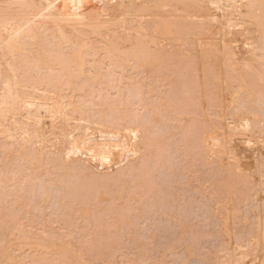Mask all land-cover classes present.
<instances>
[{
    "label": "bare ground",
    "instance_id": "6f19581e",
    "mask_svg": "<svg viewBox=\"0 0 264 264\" xmlns=\"http://www.w3.org/2000/svg\"><path fill=\"white\" fill-rule=\"evenodd\" d=\"M145 79L148 80L147 83L144 81ZM110 81L116 82V87H119L120 84L122 86L123 82L124 89L127 88L130 93L126 94L129 97V107L127 105L126 107L125 104L124 106L118 104L117 95H114L117 96V100H115L117 102L112 100L114 96H110L112 102H109L111 103L108 100V104L104 102L107 97L109 98L106 95L108 93H103L105 88L112 87L111 90H114V82L111 86ZM160 86L165 87L166 92L163 90V94H156V98L152 96L154 101L151 100L150 96L154 95L155 89H159ZM134 88H137L141 95L138 92H133V95ZM118 91L116 92L119 94ZM163 91L161 88V92ZM103 94L107 96L106 99L103 98ZM135 94L136 96L138 94L141 101L144 98L142 94L149 95L150 98L147 102H145L146 98L143 99L145 104L139 100L142 103V111H138L140 110L138 108H141L138 107L139 103L137 114L135 109L139 98L135 97ZM122 96H119V99ZM131 96L136 98H132V100H137L136 103L133 101L136 104L135 107L130 104ZM138 112L149 118L148 127L147 124L145 127L144 123H141L145 120L144 117L140 118L141 114ZM111 113L122 125L126 122L129 123L130 120L133 125L139 118L136 125H141L140 129H137L135 124L134 127L128 128L126 127L128 124L124 125L128 129H125V135L126 132L130 134V131L134 132L137 129L136 132H131V141L127 138V143L122 144L125 154H128L129 151L134 154L135 157L129 153L133 159L128 155L132 164L136 162L134 158L145 161L147 159L145 151L152 150L151 148L155 151H149V155L150 153L154 155L152 160L150 158L148 160L153 161L157 155L154 163L159 161L161 168L166 166V173L170 172L167 165L171 167L175 161L180 164L179 161L181 162L185 155L188 156L187 154L193 156L191 158L190 155L188 160L185 157L187 161L197 159L193 162L196 164L194 166L191 160L185 163L188 168L190 166L195 168H191V172L189 168V173L198 168L189 177L188 173L186 174L187 168L182 169L183 173L185 170L184 174L187 176L184 177V174L174 167L176 165H172L174 168L172 173H169L168 176L166 174L167 179H172V175L176 173L174 170L180 171L177 172L178 175L180 174L179 179L176 178L179 181L182 178V182L184 180L188 184V188H185L186 184L183 182L185 187L183 186L184 189L181 187L180 191H183L178 193V188L183 183L180 182L182 184L174 185L175 187L172 185L176 194L172 192L168 197L166 194V196L164 195L165 188L164 193L159 192V195H162L160 197L157 195L156 200H153V205H155H150L154 210L156 208L152 212L155 223L152 221L154 224H150L152 228L149 230L152 233L149 232V237H144L152 239L149 242L156 249L154 257L152 255L154 260L152 258L151 264H168L170 259L166 262V258H164L168 249L172 251L167 253L168 258L170 255L171 258L176 255L175 259L169 261V264L175 260V264H242L243 262L264 264V0H0V264L92 263L88 262V258H85L87 263L84 262L83 254L77 252V246L75 247L77 251L74 250L72 245L74 242L76 243V240L73 242L69 239V235L63 240V236L61 238L59 232L66 230L69 225L67 217L72 215L78 216L82 226L87 225L84 222L88 218L94 221L101 218V214L95 219L89 215L92 211L102 212L107 201L112 200V195H109L111 190L109 192L110 188L107 189L108 186H106L111 184V181L108 180L106 181L110 183L106 185H104L105 181L101 182L104 187L106 186L104 189H107L108 192L106 190V193L102 188L103 185L99 183L103 191L97 192L98 185L94 186L97 194L92 196V200L90 199L91 194L88 199L84 197L85 194L82 195L78 191L82 195L80 196L73 187L69 186L71 183L69 181H73L72 179L76 176L74 169L78 162H83L84 166L82 164L78 166L82 167L83 171L78 170L83 174L86 169L92 170L94 165L96 169L91 172L97 173L100 170L103 174L105 171L113 173L115 169V176L117 177L118 174L120 177L121 170L118 163L114 166L116 168H111L112 172L109 165L113 161L115 162V158L120 155L121 151H118L119 153L116 155L109 153L110 156H117L114 157L115 160L107 152L108 149L110 152L119 150L121 140H117L122 138H120L119 133L121 132L117 128L118 126L122 127L121 123L114 127L119 132L117 134L115 130L117 136L114 133L108 135L111 130L110 126L118 124L116 121V123L111 121V119L116 120L112 118L114 115ZM127 113L130 117L125 122L126 118L122 119L121 117L123 115L127 117ZM130 113H133L134 116ZM161 114L164 116L173 115L177 122L173 119V121L166 122L169 117L164 119ZM188 114L191 115L193 123H187L189 118H182L181 122L180 116ZM141 119L143 121L139 122ZM184 120H186V124L183 122ZM104 121L112 123L109 126V123ZM113 123L115 124L113 125ZM104 129L109 130L105 131ZM165 131L170 132V135L168 136L167 133L166 136ZM188 131L191 134L188 135L186 133ZM163 132V136L172 139L166 140L169 138H165L164 142H161ZM150 134L151 136L153 134L154 140L149 138ZM177 136L183 142L179 143L180 140H177ZM110 137L117 139L115 140L117 147L113 145V138ZM159 137L162 138L159 139ZM173 138L174 142H169ZM124 141L126 140L124 139ZM173 143L186 146L185 151L181 152L182 145L178 146L180 147L179 151H177L178 149L174 151L173 149H176L177 145L175 147ZM126 144L128 148L125 151ZM239 151L248 153L247 157L251 158V168L246 169L240 164ZM101 152L107 153L108 156L102 158ZM163 152L170 154L165 153L168 159L170 157V160L165 158ZM179 152L184 156L182 157ZM160 153L162 154L160 155ZM74 154L81 156L80 159ZM125 154L123 153V156ZM140 154L146 158L140 159L139 157H143ZM172 154H175L176 160L171 157ZM105 158L109 161L111 158V163L108 161L109 165L103 162ZM160 159H165L171 164L162 160L166 163L165 165L161 163ZM172 160L175 161L172 163ZM74 161L77 163L74 164L75 168H73ZM96 162L107 164V170L98 168L102 166H97ZM137 162L139 163H135L136 167L131 165L132 168H136V173L134 171L133 176L132 174L127 176L129 179L133 177L130 179L131 182L136 180L133 184H138L137 170L140 168L137 169V167L143 165L141 161ZM157 164L153 166H156L155 169L160 173L161 170ZM189 164L191 165L189 166ZM197 165L199 166L197 167ZM131 167L129 170L133 172L134 169L131 170ZM181 167L185 168L184 165ZM117 171L119 172L117 173ZM126 171L130 172L127 167ZM162 171L160 173L162 178L159 179L158 176L159 180L166 177L161 175L165 174L164 168ZM125 174L121 175L125 176ZM146 174L145 176L148 178L149 174L148 176ZM155 174L157 173L155 172ZM170 174L172 175L170 176ZM95 175L96 179L105 180L101 178L102 174ZM77 176H79L78 171ZM94 177L92 176V178ZM109 177L114 180L112 174L111 176L109 174ZM75 178L77 180L79 177ZM123 178L121 179L123 180ZM153 178H157V176L153 177L152 174L151 181ZM158 179L155 182H159ZM78 180L81 182L80 179ZM130 180L125 183L124 179L125 187ZM172 181L168 184H172ZM113 182L111 186L114 184L115 187ZM116 182L119 184V181ZM155 182L152 183L155 184ZM89 185L93 188L91 183ZM162 185L164 186V184ZM121 186L123 185L119 184L120 189ZM163 186L162 188H164ZM79 187L76 190H79ZM125 187H122L123 192L127 191ZM128 187L130 188L131 185ZM173 187L170 188V191L173 190ZM81 189H83V185ZM140 189H142V185ZM143 189L145 190L144 187ZM132 190L131 187V191L128 190V192L134 194L135 191ZM84 191L86 192V190ZM116 191L113 193V198ZM155 191L154 194H158V191ZM141 195L144 194L141 193ZM141 195L136 197L139 199ZM147 195H149L148 192ZM106 196L110 198L106 199ZM162 196L163 198H161ZM90 200L94 206L88 204ZM141 200L143 201V199ZM134 202L133 204L136 205V200ZM121 203L118 205L121 206ZM109 204L110 202H108ZM114 204L116 203L114 202ZM137 205L140 204L137 203ZM140 206L138 209L135 207L141 215ZM122 207L125 205L120 207L121 211ZM126 207L125 210L129 206ZM130 207V210L133 209ZM43 208L46 210L49 208L47 211L50 210L46 216L42 213ZM54 208L56 209L54 210ZM106 208L111 209V207H105L106 211ZM136 209H133L134 212ZM52 210L56 214L52 213ZM105 210L103 215L106 213ZM118 211L113 212L119 213ZM113 212L109 211L108 213L107 211L108 215H114ZM136 213L134 214L136 215ZM124 214L128 219L126 211ZM109 216L108 219L105 218V221L111 219V215ZM152 216L150 215V217ZM70 219L72 220V218ZM112 219L111 224L117 223V227H119L117 217ZM114 219L117 220L116 223ZM196 220L198 224L202 223L197 225ZM190 221L195 224L193 231L191 229L194 226ZM74 222L76 223V221ZM98 222L95 223L96 227L94 223L90 227L94 226L95 230L97 226L100 227L97 229L102 234L104 230L102 231L101 225L103 224L100 220ZM184 222H188L192 227ZM69 223L71 225V222ZM122 223L125 224V221ZM111 224L110 227L114 226ZM121 224L119 225L122 228ZM142 224L145 226V223ZM196 225L197 228L203 227L199 228L201 231H205L207 228L209 234L207 232L202 234V232L203 237L195 234L193 236L192 232L197 234L201 232L200 230L196 231ZM125 226H123L124 229ZM188 226L190 231H188ZM110 227L107 229L110 230ZM185 228L188 229L186 232L182 230ZM114 229L109 232L107 230V234L112 231L115 235L118 230L116 229L115 233ZM75 231L77 230L75 229ZM75 231L73 233H76ZM80 231L78 234L81 233ZM100 231L96 235L97 238H100L99 241L104 238ZM122 231L119 230V232ZM66 232L68 231L66 230ZM126 232L128 233V231ZM176 232L180 237L175 236ZM103 233L107 236L105 231ZM129 233L131 232L129 231ZM124 234L126 235V233ZM131 235H135V233ZM207 235L211 237V240ZM133 238L135 239L134 236ZM133 238L131 237V241L134 240ZM96 241L98 240H91V244L94 246ZM104 244L102 243L101 246ZM161 246L162 248H160ZM164 248H167L166 252L163 250ZM160 249H162L161 252H165V256L162 255L163 252L160 253ZM174 251H177L176 254ZM160 255L164 256V259ZM121 259L123 258L121 257ZM121 259L114 264H133L135 262ZM109 260L107 259L106 263L102 260L101 264H111Z\"/></svg>",
    "mask_w": 264,
    "mask_h": 264
},
{
    "label": "rangeland",
    "instance_id": "374dc122",
    "mask_svg": "<svg viewBox=\"0 0 264 264\" xmlns=\"http://www.w3.org/2000/svg\"><path fill=\"white\" fill-rule=\"evenodd\" d=\"M144 81L147 83L148 80L145 79ZM113 82H114V81H112V82L110 81L111 86H112ZM110 83L108 82V85H109V86H110ZM115 83H116V82H114V87H113L114 90H111L112 87H111V88H108V87L105 88L106 90H105L103 93H105V94L108 93V94H106V95L109 96V98H108L107 96H105V94H103V98H104V99H106V97H107V99H106L104 102L107 103V100H108V102L111 101L112 98H111L110 96L113 97L114 95H117L118 98H117V96H114V98H113L112 100L115 101V100L118 99V100H117V101L119 102L118 104H120V105L123 104V106H124V104H125V106L127 105V106L129 107V101H128V98H129V97H127L128 95L126 96L127 93L130 94L129 91H128V89H127V88L124 89L123 82H122V86H123V88H122V86H121L120 83H119V84H120L119 87H116ZM117 86H118V84H117ZM136 87H138V86H136ZM115 88H117V89L115 90ZM161 88H162V91L165 89V87H161V86L159 87V89H155V91H154V93H153L154 95H151V96H150V97H151V100L154 101V98H156V97H155L156 94H159V93L163 94V93H164L165 90H164L163 92H161ZM121 89H122V90H121ZM108 90H109V92H107ZM118 90H121L123 94L121 93V91H118ZM129 90H131V89H129ZM135 90H136V91H135ZM137 90H138L137 88H136V89L134 88V90L132 91V93H133V92H134V93L138 92ZM116 91H118L119 94H120V93H121V94L119 95ZM124 91H125L126 93H125ZM156 91H158V92H156ZM112 92H113V94H112ZM130 92H131V91H130ZM165 92H166V91H165ZM115 93H117V94H115ZM124 93H125V94H124ZM134 93H133V95H134ZM138 93H139V92H138ZM111 94H112V95H111ZM139 94L141 95V93H139ZM121 95H123V96L121 97V99H125V100H121V99H119V96H121ZM124 95H125V97H126L127 99L124 97ZM142 95L144 96V98H143L144 100H145V98H146L145 102L149 101V99H150V98L148 97L149 95H147V96H145L144 94H142ZM137 96H138V94H137ZM137 96H136V94H135V97H137ZM143 96H142V97H143ZM152 96H154L153 99H152ZM135 97H134V96H131L130 100H132V98L136 99ZM142 97H141V98H142ZM147 97H148V99H147ZM110 98H111V99H110ZM116 98H117V99H116ZM138 98H139V96H138ZM104 99H103V100H104ZM109 99H110V100H109ZM143 99H142V101H143ZM119 100H120V101H119ZM137 100H138V102H137ZM137 100H132V102L130 101V102H131L130 104H133L132 107H135V105L137 104V105H136V109L134 108L136 111L133 110V111L136 112V114H137V110H138V109H140V110H138L139 112L142 111V110H141V109H142V105H141L142 103H140V102H142V101H141L140 98L137 99ZM139 100H140V102H139ZM117 101H115V102H117ZM121 101H122V102H121ZM124 101H125V103H123ZM133 101H135V103H136V102H137V103L134 104ZM111 102H112V101H111ZM111 102H109V103H111ZM145 102L143 101V104H145ZM150 102H151V101H150ZM150 102H149V103H150ZM139 103H140L141 106L139 105ZM107 104H108V103H107ZM147 104H148V103H147ZM151 104H152V103H151ZM138 105H139V106H138ZM127 106H126V107H127ZM137 106H138V107H141V108H138ZM130 107H131V106H130ZM132 107H131V109H132ZM137 108H138V109H137ZM127 111L130 112V110H127ZM133 111H131V112H133ZM125 112H126V111H125ZM139 112H138V113H139ZM114 113H115V112H114ZM133 113H134V112H133ZM133 113H132V114L130 113V115H133V116H134ZM142 113H143V112H142ZM112 114H113V113H111V115H112ZM139 114H141V113H139ZM111 115H110V116H111ZM113 115H114V114H113ZM122 115H123V114H122ZM122 115H121V116H122ZM125 115H126V113H125ZM142 115H143V116H142ZM169 115H170V114H167V116H166V115L164 116V114H163V115L161 114V117L163 116L164 119H166V117H167V118L169 117L170 119H169V118H168L169 120L166 119V120H167L166 122H168V121H170V120L173 121L175 118L173 117V115H171V116H169ZM108 116H109V115H108ZM110 116H109V117H110ZM121 116H120V117H121ZM135 116H136V115H135ZM114 117H116L115 115H114L112 118H113V119H116V118H114ZM129 117H130L129 114L127 113V117H126V116L124 117V115H123V117H121V118H122V119H123V118H126V119H125V122H126V121L129 120V119H127V118H129ZM131 117H132V116H131ZM137 117H138V115H137ZM137 117H136V118H137ZM139 117H140V115H139ZM142 117H144V120H145V121H146V118H147V121H149V118H148V117H145L144 114H141V117H140V118H142ZM172 117H173V118H172ZM163 118H162V120L165 121ZM182 118H183V119H187V118H189L190 120L188 119L187 121H189V122H187V123H190V122L193 123V119H191V115H190V114L185 115V116H183V117L180 116L181 122H182V120H183ZM105 119H108V117H105ZM122 119H121V120H122ZM131 119H132V118H131ZM133 119H134V118H133ZM138 119H139V118H138ZM138 119H137V121H138ZM172 119H173V120H172ZM176 119L178 120L179 118H176ZM119 120H120V119H119ZM121 120H120V121H121ZM134 120H136V119H134ZM134 120H133V122H134ZM191 120H192V121H191ZM109 121H110V119H109ZM109 121H108V122H105V121H104V122H105V123H109V126L111 125L112 122H115V121L118 122V124H115V123H116V122H115V123H113V125L115 124L114 126H112V127L110 126V129H111L113 132L110 130V131H109L110 133L108 132V135H109V134H112V135H113V133H114V135L117 136V134L119 133V132H118V130H119V131L121 132V133H119V134H120V138L122 137L121 139H119V138L117 137L119 140L114 139V138H113L114 136L112 137L113 139L110 137V138L114 141V144H113V145H116V141H115V140H117V141H120V140H121V143H120L121 145L124 144L125 142L127 143V141H128L127 138H129V140L131 141V139H130V138H131V135H130L131 132L134 133V132L137 131L138 128H139V129L141 128V125H139V126L136 125V123H137V121H136V123H134L135 126H136V128H137L136 131H134V132H133V130L130 131L131 129L129 128L130 134H129V132H128V133L126 132V135H127V136L130 135V136L127 137V136L124 134L125 131L128 130V129H126V127L128 128V127H132V126L134 125V124L132 125L131 120H130L129 123H128V122L125 123V124H128V126L126 125V127L124 126L125 124L122 125V123L119 122L117 119L114 120V121L111 119L112 122H109ZM140 121H143V120L141 119V120H139V122H140ZM145 121H144V122H141V123H142V124L144 123V126H145V124H147L146 126L148 127V124L150 123V121H149V122L146 121V123H145ZM174 121L177 122L176 120H174ZM122 122H124V121H122ZM139 122H138V123H139ZM183 122L185 123L186 120H184ZM119 123H121V126L124 127V128H122V127L120 128V126L117 127V125H119ZM130 123H131V125H130ZM141 123H140V124H141ZM178 123H179V122H178ZM191 123H190V124H191ZM181 124H182V123H181ZM181 124H180V125H181ZM185 124H186V123H185ZM129 125H130V126H129ZM182 125H183V124H182ZM104 126H106V125H104ZM107 126H108V124H107ZM107 126H106V128H109V127H107ZM115 126L118 128V130H117V128H114ZM146 126H145V127H146ZM149 126H150V125H149ZM102 127H103V126H102ZM133 127H134V126H133ZM142 127H143V126H142ZM143 128H144V127H143ZM123 129H124V132H123ZM125 129H126V130H125ZM133 129H134V128H133ZM192 129H193V128H192ZM104 130H105V129H104ZM108 130H109V129H108ZM108 130H105V131H108ZM115 130L117 131V134H116ZM194 130H195V129H194ZM122 132H123V133H122ZM165 132H166V131H165ZM184 132H185V131H184ZM189 132H190V131H188V132H186V133L189 135V134H191V133H189ZM167 133H168V136H169V135H170V132H166V136H167ZM112 135H111V136H112ZM163 135H164V132H163L162 136H163ZM116 136H115V137H116ZM148 136H149L150 139H151V138L153 139V134H152V136H151V134L148 135ZM160 136H161V135H160ZM172 137H173V136H172ZM175 137H176V136H175ZM178 137H179V136H177V138H178ZM185 137H186V136H185ZM123 138H124L126 141H124ZM161 138H162V137H159V139H161ZM165 138H169V139H166V140H170V139H172V138H170V137H165V136H163V138L161 139V142H162V141L164 142V139H165ZM122 139H123V141H122ZM147 139H148V138H147ZM159 139H158V141H160ZM175 139H176V138H175ZM153 140H154V139H153ZM177 140H180V138H178ZM177 140H175L176 143H177ZM111 142H112V141H111ZM169 142H174V138H173L172 141H169ZM181 142H183V141L180 140L179 143H181ZM173 144H174V143H173ZM173 144H172V145H173ZM121 145H120V147H121ZM124 145H125V144H124ZM124 145H122L121 148L118 147L119 150H115V151L112 150L111 152L109 151V149H108V150L106 149L107 152H108V154H109V153H111V154L114 153L113 155H116V154L119 153L120 151L122 152V153H121V152L119 153L120 155H118V157H117V156H112V155L110 156V154H109V156L112 157V159H114V157H117V158H115L116 160L114 159L115 162H116V164H115V162H114L113 160H112V161H113L112 163L110 162V161H111V158H109L110 161H109V160H106L107 158H105V161H107V162H105L104 160H103V162L108 164V161H109V162L111 163V165L108 164L109 166H111V167H110L111 172L113 171V170H112L113 168H116V167H114V166H116L117 163H118V166H119V168H120V170H121V172L119 173V175H120L121 178H123V177H127V176L130 175V174H132V176H133L134 171H135V173H136V168H135L136 165H135V163H139V162H137V161H141L142 164H143V165H141V167H142V170H141V171H142L143 174L140 173V172H141V171H140L141 167H137V169L140 168L139 170H137V171H138V173H137V177H138L137 180L139 181V182L137 181L138 184H133V182L136 181L135 179H134V181L132 180L133 182H131L130 179H132L133 177L130 178V179H129L128 177H127L128 179H127V178H123V180L118 176V174H117V177H116V176H115V174H116L115 172H116V171H115V169H114V171H115V172L113 171L114 174H113V173H109V172H108V173L110 174V176H111V174H112V176L114 177V180L119 181V184L123 185V186H121V189H120L118 182H116V181L113 182V181H114L113 178H112V177H109V174L106 173V171L104 172V170H107V167H108L107 164H106V165L103 164V163H102V164H98V163L96 162V163H97V166H98V165H99V166H102V167H98V168H102V169L104 168V170L101 169V171H103L104 174H103L102 172H100V170H99V172H97V173H100V175L102 174V175L104 176V177H103V176L101 175V178H102V179H105V180L100 181V179H99V180L96 179V175H95V174H97V173H96V172H91L93 169H96L94 165H93L94 168H92V170L90 169V171H89V169H88V170L86 169L87 167L84 168V169H86L87 172L84 171V174H83V172H82V171H83V170H82V167H78V166H80L79 164H82V165H83V162H81V163L78 162V164H77V163H76L77 161L75 160L76 162L74 161V163H73V166H74V167L72 166L73 168H75V165L77 164V165H76V169H74V170H76V176H75V177H79L78 179H80L81 182H80L78 179L76 180V178L74 177L75 180L72 179L73 181H69V182H71L69 186L73 187V189H75L74 191L77 192L78 195L82 196V195L85 194L84 197H87V198H88V196L91 194V195H90V199L92 200L93 197L97 194V192L103 191V189H104L106 186H108L107 189L110 188V189H109V192H110V190H111V194L109 193L110 196H111V195L113 196L114 191H116L118 188L120 189V191H119V189H118V190L115 192V194H116V193H118V191H119L120 194H119V193L116 194V195L114 194V198L111 196V199H112V200L109 199L110 201H109V200L107 201L106 206H105V204L103 203L105 207H108V208L111 207L112 210H111V209L109 210V209L106 208L107 211H108V213H109V211H110V212H113V211H118V210H119V211H118L119 213H116V212H113V213H115L116 215L118 214L119 216H121L120 218H119V216H116L115 214H114L115 216H114L113 214H109V215H111V219H112L113 217H117V219L119 218V219H118L119 222H120V223L118 222V226H119V227H117V223H116L117 220H116V219H114L116 224H114V223L111 224V222H112L111 219H109V221H108V220L105 221V218H106L105 215H106V213H107V211L104 209L105 207L103 208V211L105 210V212H106L104 215H103V213H104L103 211H102V212H98V213H96L95 211H92V212L90 213L91 215H89V217L92 216V217H94V219H95V217L97 218V217L99 216V214H101V215H100L101 218L99 217V219H95V221H96L97 223H99V222H98L99 220L102 221V224H103V225H101V226H102V231L104 230V231L106 232V235H107V236H105V234L103 233L104 231H103L102 234H101V231L99 230L100 227L97 226V228H99V229L96 228V230H95L94 226H93V228L90 227L91 225H94V224L96 223V222H95L94 220H92L91 218H88V220H85L84 223H87V225H86V226L84 225V226H85L86 228H85L84 226H82L81 223H80L81 221L78 219V216H77V215H72V216H70L69 218L67 217V220H69V221H68V224H69V225H67V228H66V227H65V228H66V230H67L68 232H66L65 229H64V230H61V231L59 232V233L61 234V238H62V236H63V238H62L63 240L66 239V238H68V235H69V239H71L73 242L76 240V243L74 242L75 246H74L73 243H72V244H73L72 246H73V248H74L75 251H77L76 249H78L77 252H78V253L81 252V253L84 255V256L82 255V257H83V259H84V262H86V261L88 260V262H90V261L92 262V263L90 262L91 264H94V263H95V264H101L103 261L105 262V261H107V259H108V260L110 259V260H109L110 263L112 264V261H113V264H114V262H116V261H117V262L120 261L119 259H121V257H122V258L124 259V261H125V260H130L129 262H133V261H135V262H133V264H136V263H137V264H151V262L154 260V258H153L154 255H155L154 252H156L155 247L152 245L151 242H149V240H152V239H149V238H148L149 235L152 233V232H150V230H149V229L152 228L150 224H152V223L155 221V217L152 216V215H153L152 212L156 210V208H155V210L153 209V206L155 205V204L153 205V200H154V199L156 200L157 195L160 197V195H162V194L164 193L165 188H166V190H165L164 195L166 194L167 197H168L169 194H172V192H174V194H176V193H175V188H174V187H175L177 184H179L180 182H182V180H181L182 178H181V177H180V178H181L180 181L178 180V179H179L178 177L180 176V174L178 175L177 172H180V171H181V174H182V173H183V172H182V169H186V168H187V169H186V174L188 173L187 175H188V177H189V176H191V175L194 174L193 171H196V170L198 169L197 167L199 166V165H197V167H196L197 169H196V170H193L192 173H189V171H188L189 168H190V169H189L190 172H191L192 169H195V168H193V166L196 165V164H194L193 162H195V161L197 160V159H196L195 161H193V159L191 160V159L189 158V159L192 161L191 163H192L193 166L191 167V166H190L191 164H189L190 167L188 168V166H187L185 163L190 162V160H189V161H187V160H188V157H190L191 154H187V153H186L187 151H186L185 154H187L188 156L185 155V157H186L187 160L185 159V157L182 158L183 160L180 159V160H182V161H181L182 163L179 161L180 164H177V163H176V161H175L176 159H175V157H174L175 154H172L173 156H171V157H172V158L174 157L173 159H175V160H172L171 162L173 163V162L175 161V164H174V163L171 164L170 162L167 161V160H170V157L168 156V157H169V159H168L167 156L165 155V153L167 154V152H165V153L163 152V153H164L163 155L166 156L165 158H166L167 160H165V159H162V160L167 161V164L170 163V164H171V167H172V169H171V167L167 165V168H168V167L170 168V172H169V173H172L171 171H173V169H174L173 166H174V165H176V166H174V167H176V168H177L178 170H180V171H177V170L175 169L174 172L176 171V173L173 172L174 175L170 174V176L172 175V177H171V178L173 179V181H172V179H167V178H168L167 176H168L169 173H168V172L166 173V171H165V170H166V168H165L166 166H164L163 168H164L165 174H161V175H163V176L165 175V176H166V174H167V176H166V177L164 176V177H165V178H164L165 180H164V179L159 180V179L162 178V176H160V173H161V171L163 170V168H161V165H159L160 163H158V162H159L158 159H156V161H158V162H157L158 164H157V163H154L155 157H156L157 155L154 157L153 161H151V160H152V156H153L154 154L151 155L152 153H150V155H149V151L152 152V150H154V149L151 148L152 150L148 149V150L145 151V153H146L145 156H147V159H145V161H143V159H142V158H146V157H144V155H143V154H145V153H143V154H140V156L143 155V157H139V158L142 159V160H137L138 158H137V159L134 158V160H136V162L133 160L135 163L132 164V163H131V162H132L131 159H133L132 156H133L134 154H132V152H130V151H129V153L132 154V156L129 155V153H128V154H125V152L123 151V146H124ZM174 145H175V144H174ZM176 145H177V144H176ZM176 145H175V147H176ZM180 145H182V144H180ZM180 145L178 144L177 147H176V149H175V148H174V149L172 148V149H173L174 151H176L178 148H180V147H178V146H180ZM184 145H186L185 142H184ZM118 146H119V144H118ZM127 146H128V145L126 144V146L124 147V149L126 148L125 151H126L127 148H128ZM182 146H183V145H182ZM115 147H117V145H116ZM172 147H173V146H172ZM107 148H108V147H107ZM112 148H114V146H112ZM112 148H111V149H112ZM103 149H105V148H103ZM103 149H101V150L104 151ZM114 149H115V148H114ZM180 149H181V152H182V151H185L184 149H186V146H183V147L180 148ZM101 150H100V151H101ZM106 150H105V151H106ZM159 150H160V149H159ZM163 150H164V149H163ZM163 150H162V151H163ZM118 151H119V152H118ZM147 151H148V152H147ZM154 151H155V150H154ZM154 151H153V152H154ZM177 151H179V149H178ZM127 152H128V151H127ZM157 152H158V149H157ZM159 152H160V151H159ZM172 152H173V151H172ZM99 153H100V152H99ZM105 153H106V152H105ZM123 153H124L126 156H125V155L123 156ZM154 153H155V152H154ZM173 153H174V152H173ZM175 153H177V152H175ZM179 153H180V152H179ZM102 154H103L102 158H103L104 156H106V157L108 156L107 153L104 154V152H101V155H102ZM147 154H148V155H147ZM161 154H162V153H160V155H161ZM168 154H169V153H168ZM168 154H167V155H168ZM180 154L182 155V157L184 156L183 153H180ZM238 154H239V159H240L239 162H240V164H242V166H243L244 168H246V169H247L248 167L251 168L252 163H251V158H249V156L247 157L248 153H247V152L244 153V152L239 151ZM74 155L77 156V154H74ZM128 155L131 156V159H129V156H128ZM163 155L161 156L162 158L164 157ZM169 155H170V154H169ZM176 155H177V157H179L178 154H176ZM245 155H246V156H245ZM83 156H84V155H83ZM83 156H82V157H83ZM77 157H79V156H77ZM80 157H81V156H80ZM80 157H79V159H80ZM119 157H121V158H123V159H121V158H119ZM124 157H125V159H124ZM126 157H127V158H126ZM133 157H135V156H133ZM158 157H159V156H158ZM161 157H160V158H161ZM177 157H176V158H177ZM192 157H193V156L191 155V158H192ZM148 158H150L151 160H150V159L148 160ZM172 158H171V159H172ZM82 159H83V158H82ZM82 159H81V160H82ZM126 159H127V161H125ZM194 159H195V157H194ZM123 160H124V161H123ZM146 160H147V161H146ZM160 160H161V159H160ZM162 160H161V163H164V164L166 165V163H165L164 161H162ZM177 160H178V159H177ZM184 160H185V162H184ZM149 161H151L152 164H151V162H149ZM125 162H126V163H125ZM141 162H140V164H141ZM143 162H144V163H143ZM148 162H149V163H148ZM177 162H178V161H177ZM75 163H76V164H75ZM96 163H95V164H96ZM145 163H146L147 165H146ZM153 163H154V164H157V166L159 165L160 170H161L160 173H158L159 171L157 172V169H155L156 166L154 167V166H153V165H154ZM183 163H184V164H183ZM196 163H197V162H196ZM74 164H75V165H74ZM113 164H115V165H113ZM148 164H149V166H148ZM170 164H169V165H170ZM181 164H182V165H181ZM112 165H113V166H112ZM131 165H133V166H135V167L132 168ZM137 165H138V164H137ZM162 165H163V164H162ZM172 165H173V166H172ZM177 165H178V167H177ZM183 165H184L185 168H182V167H181V166H183ZM185 165H186L187 167H186ZM83 166H84V165H83ZM97 166H96V167H97ZM138 166H139V165H138ZM144 166H145V167H144ZM146 166H147V168H146ZM126 167H127L128 171H130V170H129L130 167H131V170L134 169L133 172L130 171V172H132V173H130V172L127 173V171H126ZM143 167H144V168H143ZM105 168H106V169H105ZM111 168H112V169H111ZM122 168H123V169H122ZM148 168H149V170H148ZM152 168H153V169H152ZM157 168H158V167H157ZM169 168H168V169H169ZM191 168H192V169H191ZM78 169H81L82 171L80 172V170H78ZM144 169H146V170L144 171ZM158 169H159V168H158ZM117 170H118V169H117ZM147 170H148L149 173L147 172ZM150 170H151V172H150ZM153 170H154V172H153ZM77 171H78L79 176H77ZM94 171H96V170H94ZM139 171H140V172H139ZM168 171H169V170H168ZM88 172H90V173H88ZM118 172H119V171H117V173H118ZM155 172H156L157 174L154 175ZM81 173H82L83 175H82ZM122 173H123V174L127 173V174H125V176H124V175H121ZM146 173H147V174H146ZM162 173H163V171H162ZM184 173H185V170H184ZM184 173H183V174H184ZM195 173H196V172H195ZM86 174H87V175H86ZM145 174H146L147 176H148V174H149V176H148L149 179L145 176ZM152 174H153V177H154V176H155V177L157 176V178H153V179H152L154 182H155V180L158 179V176L160 177V178L158 179L159 182L156 181L155 184L152 183V182H153V181H151ZM175 174H176V175H175ZM186 174H184V177H187ZM89 175H90V176H89ZM94 175H95V177H94ZM134 175H136V174H134ZM138 175H141V176H138ZM142 175H144L145 177L143 176V178H142ZM86 176H89V177H86ZM92 176H93L94 178H92ZM105 176H106V177H105ZM107 176H108V177H107ZM122 176H123V177H122ZM173 176H174V177H173ZM82 177H83V178H82ZM99 177H100V176H99ZM130 177H131V176H130ZM139 177H141V178H139ZM176 177H177L178 179H177ZM184 177H183V178H184ZM106 178H107V179H106ZM111 178H112V179H111ZM115 178H116V179H115ZM119 178H120V179H119ZM134 178H136V177L134 176ZM144 178H145V179H144ZM169 178H170V177H169ZM190 178H191V177H190ZM89 179H90L91 181H90ZM124 179H125V181H124ZM140 179L143 180V181H141ZM174 179H175V180H174ZM176 179H177V183H176ZM94 180H95V181H94ZM106 180L111 181V184H112V182L115 183V187H114V184H113L112 186H111V184H108V183H110V182H108V181H106ZM127 180H130L129 183H130V182H131V183H130V184L128 183V185H126V187H125V186H124V182L127 183V182H128ZM145 180H146V181H145ZM149 180H150V181H149ZM166 180H167V182H165ZM74 181H75V183H74ZM78 181H79V182H78ZM98 181H99V182H98ZM103 181H105V183H104ZM123 181H124V182H123ZM162 181H164V182H162ZM171 181H172V184L169 185L168 183H171ZM82 182H83V183H82ZM95 182H96V183H95ZM97 182H98V183H97ZM101 182L104 183V185H106V184H108V185H106V186L104 187V185H103ZM120 182H121V183H120ZM140 182H141V183H140ZM149 182H151V183L149 184ZM161 182H162V183H161ZM183 182L186 184V182H185L184 180H183ZM183 182H182V183H183ZM89 183H91V185H92L93 188L90 187ZM93 183H94V184H93ZM99 183L103 185V187L101 186L103 189L100 188V184H99ZM116 183H117V184H116ZM122 183H123V184H122ZM156 183H157V184H156ZM158 183H161V184H158ZM182 183H180L179 186H180ZM184 183H183L182 186H180V187L178 186V187H179V188H178L179 190L176 188V192H177V190H178V193L183 191V190L180 191V189H181V187H183V186L185 185ZM71 184H72V185H75V186H72ZM77 184H78V185H77ZM151 184H152V186H151ZM162 184H164V186H163ZM166 184H167V185H166ZM76 185H77V187L80 186V187H79V190H76V189H78V188L76 187ZM82 185H83V189H81V188H82ZM88 185H89V186H88ZM97 185H98V188H97V192H96V189H95V188L97 187ZM109 185H110V186H109ZM129 185H131V187L133 188L132 191H135V193L133 192L135 195L132 194V193H130V192H128V190L131 191V187H130V188L128 187ZM133 185H135V186H133ZM138 185H139V186H138ZM141 185H142V189H140V188H141ZM156 185H157V186H156ZM158 185H159V188H158ZM172 185H173V186L175 185V186L173 187ZM94 186H96V187H94ZM117 186H118V187H117ZM145 186H147V187H145ZM153 186H155V187H153ZM162 186H163L164 188H162ZM167 186H168L169 188H168ZM170 186L173 187V190H172V191H170V188L172 189V187H170ZM89 187H90L91 189H90ZM122 187H123V188L125 187V188H126L125 190H127V191L124 190L125 192H123V188H122ZM136 187H137V188H136ZM143 187L145 188V190L143 189ZM148 187H149V188H148ZM156 187H157V188H156ZM184 187H185V186H184ZM184 187H183L182 189H184ZM127 188H129V189H127ZM135 188H136V190H135ZM151 188H152V189H151ZM153 188H154V189H153ZM160 188L162 189L161 191H160ZM185 188H188V184H186V187H185ZM92 189H95V190L92 191ZM101 189H102V190H101ZM107 189H104V191L106 192ZM112 189H113V190H112ZM146 189H147V190H146ZM150 189H151V190H150ZM155 189H156V191H155ZM167 189H169V190H167ZM80 190H82V191L86 190V192H85V191L82 192V191H80ZM88 190H90V192H87ZM98 190H99V191H98ZM121 190H122V192H121ZM142 190H143V191H142ZM78 191H79V193H81L82 195L79 194ZM94 191H95L96 193H95ZM112 191H113V192H112ZM154 191H155V192L158 191V194H156V193L154 194ZM107 192H108V190H107ZM107 192H106V193H107ZM136 192H137V194H136ZM139 192H140V193H139ZM145 192H146V193H145ZM147 192H148L149 195H147ZM150 192H151L152 194H151ZM159 192H160V193L163 192V193L159 195ZM86 193H87V194H86ZM93 193H94V194H93ZM123 193H126V194L129 193V195H126V194L124 195ZM141 193H143L145 196H144V195L142 196ZM178 193H177V194H178ZM122 194H123V195H122ZM130 194H131V195H130ZM138 194L141 195L139 199H138V197H139ZM106 195H107V194H106ZM118 195H119V197H118ZM166 195H165V196H166ZM92 196H93V197H92ZM116 196H117V197H116ZM130 196H131V198H130ZM136 196H138V197H136ZM146 196H147V197L150 196V197L147 198ZM33 197H34V196H33ZM120 197H121V198H120ZM123 197L125 198V201H124V198H123ZM126 197H127V198H126ZM144 197H145V198H144ZM153 197H154V198H153ZM159 197H158V198H159ZM167 197H166V198H167ZM87 198H86V199H87ZM108 198H110V197H109V196H108V197L106 196V199H108ZM117 198H118V200H116ZM119 198H120V200H119ZM122 198H123V199H122ZM129 198H130V199H129ZM132 198H133V199H132ZM151 198H153V199H151ZM161 198H163V196H162ZM164 198H165V197H164ZM33 199H34V198H33ZM88 199H89V198H88ZM113 199L116 200V201H114ZM131 199H132V200H131ZM134 199L136 200V205L133 204V203H135V202H134V201H135ZM141 199H143V201H142ZM144 199H145V202H144ZM147 199H148V200H147ZM34 200H35V199H34ZM91 200H90V203H88V204H90V205L92 204V206H94L93 203H91V202H92ZM128 200H130V201H128ZM138 200H139V201H138ZM140 200H141V202H140ZM150 200H151V201H150ZM159 200H160V199H159ZM159 200H158V201H159ZM121 201H122V203H121ZM127 201L129 202L128 204H127ZM146 201H147V202H146ZM160 201H161V200H160ZM33 202H34V201H33ZM108 202H110L109 205H108ZM114 202H115L117 205L114 204ZM118 202H119V203H118ZM131 202H132V203H131ZM111 203H112V204H111ZM120 203H121V206H123V204L125 205V207H126V205H127V207H128V206H129V207L131 206L130 208H133L134 210L136 209V207H137V209H138L139 206L141 205V206H140V209H141V207H142V210L139 209V211L141 212V215H140V213H138L137 209H136V211L134 212V210H133V209L130 210L129 207H128V208L126 207L127 210H125V207H122V208H123L122 211H124V212L126 211V213H127L126 215H128V219H126L127 217L125 216L124 212H122L121 209H120L121 206L118 205V204H120ZM137 203H139L140 205H137ZM148 203H149V205H146V204H148ZM154 203H155V202H154ZM156 203H157V202H156ZM88 204H87V206H89ZM103 204H102V206H103ZM129 204H132V205H129ZM157 204H160V203H157ZM145 205H146L147 207H146ZM150 205H153V206H150ZM99 206L101 207V205H99ZM115 206H116V207H115ZM135 206H136V207H135ZM144 206H145V207H144ZM148 206H150L149 208H150L151 210L148 208ZM54 207H55V206H54ZM113 207H114V208H113ZM118 207H119V209H118ZM116 208H117L118 210H113V209H116ZM43 209H44V210H42V213H43L44 216H46L50 210L47 211L49 208H48L47 210H46V208H43ZM55 209H56V208H54V210H55ZM147 209H148V211H147ZM54 210H52V213L56 214V213L54 212ZM149 210H150V211H149ZM59 212H60V210H59ZM93 212H94V214H93ZM120 212H121V213H120ZM136 212H137V213H136ZM146 212H147V213H146ZM150 212H151V213H150ZM52 213H51V214H52ZM95 213H96V214H95ZM108 213H107V215H108ZM132 213H133V214H132ZM134 213H136V215H135ZM123 214H124V215H123ZM130 214H131L132 216H131ZM95 215H96V216H95ZM109 215H108V216H109ZM112 215H113V216H112ZM150 215H151L152 217H150ZM75 216H76V217H75ZM102 216H103V218H102ZM108 216H107L106 219H108ZM124 216H125V218H123ZM134 216H135V217H134ZM137 216H138V217H137ZM140 216H141V217H140ZM143 216H145V217L143 218ZM146 216H147V218H146ZM109 217H110V216H109ZM132 217H133V218H132ZM136 217H137V218H136ZM70 218H72V220H71ZM73 218H74V219H73ZM122 218L125 219V220H123ZM135 218L137 219V221H136ZM153 218H154V219H153ZM76 219H77V220H76ZM101 219H102V220H101ZM103 219H104V220H103ZM129 219H130V220H129ZM132 219H133V221H132ZM139 219H141V220H140V222L142 221L141 223L139 222ZM148 219H150V220H148ZM89 220H90V221H89ZM97 220H98V221H97ZM112 220H113V219H112ZM120 220H121L122 222L125 221V224L122 223ZM143 220H144V221H143ZM74 221H76V223H75ZM87 221H88V222H87ZM103 221H105V222H103ZM126 221H127V222H126ZM130 221H131L132 223H131ZM145 221H146V222H145ZM148 221H149V222H148ZM152 221H153V222H152ZM196 221H197V220H196ZM69 222H71V225H70ZM113 222H114V221H113ZM194 222H195V221H193V223H194ZM200 222H201V221H200ZM74 223H75V224H74ZM79 223H80V224H79ZM84 223H82V224H84ZM88 223H89V224H88ZM93 223H94V224H93ZM97 223H96V224H97ZM109 223L111 224V226L114 225V226H112V227H114V228H115V226H116V228L114 229V228L110 227V224H109ZM121 223H122L123 225H122ZM129 223H130L131 225H130ZM135 223L138 224V225H136ZM142 223H145V226H143L144 224H142ZM147 223H149V224H147ZM154 223H155V222H154ZM154 223H153V224H154ZM184 223H186V225H187L188 222H184ZM190 223H191V221H190ZM195 223H196V222H195ZM201 223H202V222H201ZM201 223H199V224H201ZM96 224H95V227H96ZM100 224H101V223H100ZM106 224H107L108 226H107ZM119 224H121L122 228L120 227ZM126 224H127L128 227L125 226ZM139 224H140L141 226H140ZM188 224H189V223H188ZM191 224H192V223H191ZM191 224H189V225L191 226ZM199 224H198V221H197V225H199ZM72 225H73L75 228H74ZM79 225H81V226H79ZM132 225H133V227H132ZM147 225H149V226H148L149 228L146 227ZM192 225L194 226L195 224H192ZM197 225H196V231H197V230H200V229L203 228V227L201 228V226H200V227H199L200 229H199V228H197V227H198ZM202 225H203V224H202ZM78 226H79V227H78ZM106 226H107V227H106ZM123 226H125V229H127V230H125V229L123 228ZM136 226H138V227H136ZM203 226H205V225H203ZM68 227H69V229H68ZM71 227H72V228H71ZM80 227H82L83 230H81L82 228L80 229ZM89 227H90L91 230L89 229ZM104 227H105V229H104ZM109 227L111 228L110 230L114 229L113 231H115V230L117 229V230H118L117 233H116V231H115L116 234L114 235V232L111 231L112 234H111V233H108V234H107V230H108V232L110 231L109 229H107V228H109ZM129 227H130V229H129ZM145 227H146V228H145ZM188 227H189V226H188ZM191 227H192V226H191ZM138 228H139V229H138ZM194 228H195V226H194L191 230H192V231L195 230ZM71 229H72L73 231H75V229H76V230H77V231H75L76 233H73V231H72ZM106 229H107V230H106ZM120 229L123 230V231H122V232H119ZM145 229H146V230H145ZM186 229H187V228L182 229V230H183V231L185 230V232H186ZM70 230H71V231H70ZM80 230H81V231H80ZM85 230H86L87 232H86ZM88 230H89V231H88ZM97 230L100 231L101 236L104 237V238H101V241H99L100 238H97V236H96L97 233H99ZM142 230H143V231H142ZM187 230H188V229H187ZM204 230H205V229H204ZM64 231H65V232H64ZM78 231H80L83 235H82L80 232H79L80 234H78ZM91 231H92V233H91ZM96 231H97V233H96ZM126 231H128V233H127ZM129 231H130L131 233H129ZM179 231H180V230H179ZM188 231H190V227H189V230H188ZM192 231H191V232H192ZM200 231H201V230H200ZM208 231H209V230H207V228H206L205 231H201V232H199L198 234H197L196 232H195V233H193V232L191 233V232H190V233H191L192 235L195 234L196 236H199V235H201L202 232H203L202 234H204V233H206V232L208 233ZM63 232H64V234L62 235ZM138 232H139L140 234H139ZM144 232H145L146 234H145ZM149 232H150V234H149ZM177 232H178V231H177ZM177 232H176L177 235L175 234V236L180 237V235H179ZM185 232H184V233H185ZM59 233H58V235L60 236ZM72 233H73V234H72ZM84 233H85V237H84ZM89 233H91V234H89ZM118 233H119L120 235H122V236H120ZM124 233H126V235H125ZM132 233H133V234L135 233V235H137V236H135V235H131ZM66 234H67V235H66ZM86 234H87V236H86ZM100 234H99V235H100ZM103 234H104V235H103ZM110 234H111V236H110ZM117 234H118L119 236H118ZM138 234H139V235L143 234V235H141L140 238H139V235H138ZM148 234H149V235H148ZM208 234H209V233H208ZM70 235H71V236H70ZM73 235H74V238H75V239L73 238ZM79 235H80V236H79ZM81 235H82V237H81ZM93 235L96 236V237H94ZM99 235H98V236H99ZM113 235H114V236H113ZM129 235H130V236H129ZM195 235H193V236H195ZM205 235H206V234H205ZM90 236L93 237L94 239H97V240H98V241H96V243L94 244V246L91 244V240L94 241V239H90V238H91ZM115 236H116V237H115ZM125 236H127V237H125ZM133 236L135 237V239L133 238ZM144 236H145V237L148 236V237H147L148 239L145 238ZM201 236H202V235H201ZM207 236H208V235H207ZM64 237H66V238H64ZM83 237H84V238H83ZM106 237H107V238H106ZM114 237H115V239H114ZM117 237H118V238H117ZM129 237H130V238H129ZM131 237H132L134 240L131 241ZM141 237H144V238L141 239ZM202 237H203V236H202ZM204 237H205V236H204ZM208 237H209V236H208ZM61 238H60V239H61ZM79 238H80V239H79ZM86 238H87V239H86ZM105 238H106L107 241L105 240ZM126 238H127V240H126ZM137 238H138L140 241H139ZM196 238H197V237H196ZM210 238H211V237H209V239H210ZM73 239H74V240H73ZM78 239H79V240H78ZM81 239H82V240H81ZM84 239H86V240L84 241ZM103 239H104V240H103ZM117 239H118V240H117ZM119 239H120V241H119ZM128 239H129V240H128ZM204 239H205V238H204ZM209 239H208V240H209ZM67 240H68V239H67ZM87 240H90V241L88 242ZM109 240H110L111 242H110ZM112 240H113V241H112ZM135 240H136V241H135ZM137 240H138V241H137ZM146 240H147V241H146ZM210 240H211V239H210ZM69 241H70V240H69ZM102 241H103V242H102ZM114 241H115V242H114ZM70 242H71V241H70ZM132 242H133V243H132ZM173 242H174V244H175V241H173ZM79 243H80V244H79ZM102 243H103V244L105 243V244H104L103 246H101ZM97 244H98V245H97ZM144 244H145V245H144ZM174 244H173V248H174ZM179 244H180V243H179ZM179 244H178V245H179ZM81 245H82V246H81ZM88 245H89V246H88ZM108 245H109V246H108ZM110 245L113 246V247H111ZM116 245H117V246H116ZM140 245H141V246H140ZM143 245H144V246H143ZM148 245H149L150 247H149ZM161 245H162V244H161ZM171 245H172V244H171ZM171 245H170V246H171ZM176 245H177V244H176ZM76 246H77V247H76ZM79 246H80V247H79ZM86 246H87V247H86ZM106 246H108V247H106ZM127 246H128V247H127ZM130 246H131V247H130ZM138 246H139V249H138ZM152 246H153V247H152ZM163 246L165 247L164 244H163ZM170 246H169V247H170ZM75 247H76V249H75ZM78 247H79V248H78ZM82 247H83L84 249H83ZM99 247H100V248H99ZM119 247H120V248H119ZM124 247H125V248H124ZM147 247L149 248L148 250H147ZM87 248H88V249H87ZM153 248H154L155 251L153 250ZM160 248H162V246H161ZM167 248H168V247H167ZM167 248H164L163 250L165 251V250H167ZM99 249L101 250V252H100ZM134 249H135V250H134ZM176 249H177V246H176ZM93 250H94V251H93ZM123 250H124V251H123ZM157 250H158V249H157ZM161 250H162V249H160V253L162 254V252H163L162 255H164L166 251H165V252H164V251L161 252ZM172 250H173V249H172ZM115 251H116V252H115ZM149 251H150V252H149ZM167 251H168V252L170 251V253L172 252L171 249H170V250L168 249ZM177 251H178V250H177ZM177 251H174V253L176 254ZM99 252H100V254H99ZM103 252H104V253H103ZM109 252H110V253H109ZM157 252H158V251H157ZM168 252H166V257H164L165 255L163 256L164 258H166V260H165L166 262H167V260H169V259H170V260H173V258L176 256V255L173 254L174 257L171 258V255H170V253H169L170 258H168V257H169V256L167 257V253H168ZM111 253H112V254H111ZM125 253H126V254H125ZM104 254H105V255H104ZM116 254H117V255H116ZM144 254H145V255H144ZM150 254H151V257H150ZM85 255H86V256H85ZM103 255H104V259H105V260L103 259ZM119 255H120V256H119ZM135 255H136V256H135ZM146 255H147V256H146ZM152 255H153V257H152ZM173 255H172V256H173ZM95 256H96V257H95ZM97 256H98V257H97ZM99 256H101L102 258H101V257L99 258ZM106 256H107V259H106ZM109 256H110V257H109ZM125 256H126V257H125ZM145 256H146V257H145ZM160 256H161V255H160ZM94 257H95L96 260H98V261H99V259H101V260L99 261L100 263L97 262L96 260H94V259H95ZM114 257H115V258H114ZM117 257H118V258H117ZM149 257H150V258H149ZM161 257H162V256H161ZM163 257H162V258H163ZM199 257H200V256H199ZM85 258H86V259L88 258V259L86 260ZM137 258H138V259H137ZM143 258H144V260H143ZM152 258H153V260H152ZM164 258H163V259H164ZM197 258H198V257H197ZM90 259H91V260H90ZM116 259H117V260H116ZM123 259H121V260H123ZM141 259H142V260H141ZM174 259H175V258H174ZM85 260H86V261H85ZM102 260H103V261H102ZM132 260H133V261H132ZM138 260H139V261H138ZM145 260H146V261H145ZM170 260H169V261H170ZM141 261H142V262H141ZM169 261L167 262L168 264L170 263ZM140 262H141V263H140ZM143 262H144V263H143ZM174 262H176V260L173 261L172 264H175ZM86 263H87V262H86ZM105 263H106V262H105ZM243 263H244V262H243ZM243 263H242V264H243ZM87 264H88V263H87ZM103 264H104V263H103ZM119 264H120V263H119ZM244 264H251V263L245 262Z\"/></svg>",
    "mask_w": 264,
    "mask_h": 264
}]
</instances>
